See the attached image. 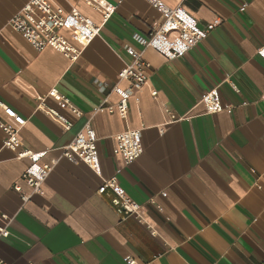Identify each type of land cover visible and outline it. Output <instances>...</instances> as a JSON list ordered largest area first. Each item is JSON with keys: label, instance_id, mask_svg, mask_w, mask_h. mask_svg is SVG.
I'll list each match as a JSON object with an SVG mask.
<instances>
[{"label": "crops", "instance_id": "crops-1", "mask_svg": "<svg viewBox=\"0 0 264 264\" xmlns=\"http://www.w3.org/2000/svg\"><path fill=\"white\" fill-rule=\"evenodd\" d=\"M28 1L0 0V97L28 118L20 149L60 159L43 192L24 203L12 186L30 189L21 178L30 158L5 147L0 128V224L9 228L0 256L9 264H128L126 256L140 264L263 262L264 0H162L184 5L200 25L222 23L178 58L144 49L148 81L129 97L128 118L96 107L120 100L113 86L130 85L118 76L131 59L128 45L138 46L133 34L161 24L163 12L152 0H110L117 6L103 23L86 0H50L66 10L76 5L102 25L72 61L51 47L38 51L10 25ZM54 87L82 110L76 116L46 98L72 126L40 105ZM214 87L232 112H206L201 100ZM167 109L185 118L170 122ZM0 115L6 118L1 106ZM88 121L98 134L101 174L62 154ZM128 127L142 129L145 149L130 164L114 150L115 134ZM114 176L142 203L157 235L135 216L121 217L98 192Z\"/></svg>", "mask_w": 264, "mask_h": 264}, {"label": "built area", "instance_id": "built-area-1", "mask_svg": "<svg viewBox=\"0 0 264 264\" xmlns=\"http://www.w3.org/2000/svg\"><path fill=\"white\" fill-rule=\"evenodd\" d=\"M86 1L103 14V23L108 21L117 6L110 0ZM152 2L163 12L164 19L161 24L152 26L148 33L135 32L133 34V40L139 47L133 44L128 45L127 52L131 59L119 72L118 76L120 79L129 80L130 85L128 88H123L115 84L113 90L119 93L120 100L116 104H107L108 99H106V103L100 104L96 107V110L117 111L123 118H128L129 97L134 90H140L148 81V69L151 63L144 57V49L153 47L168 59H175L192 49L198 41L205 38L212 29L222 23V18L217 17L212 22L200 25L198 19L182 4L173 8L166 5L162 0H152ZM9 23L15 30L21 32L38 51L45 47H51L62 51L72 61H76L81 56L83 47L89 45L100 34L102 27L101 24L96 23L91 17L83 13L78 6L74 5L66 10L62 5H54L50 0H29L19 12L14 14ZM259 53L264 57V50H259ZM100 85L102 89L107 86L104 81L100 82ZM48 96L57 100L59 105L67 107L76 116L82 114V110L73 100L57 87L51 88L47 94L39 97L40 105L47 106L55 116L63 120L68 126H72L74 122L61 111L51 107L46 100ZM201 101L207 113L232 112L233 109V105L224 103L218 87L206 92ZM0 106L6 115V118L0 115V128L6 136L4 146L17 150L18 156L21 158H30V163L21 176L30 189L25 190L19 182L14 183L12 186L25 203L34 194L43 192V184L60 157L45 158L48 154L47 150L20 149L22 145V138L19 135L20 130L26 125L28 118H24L20 112L3 101L1 97ZM167 112L170 115V122L185 118V116H179L170 109H167ZM97 140L98 134L91 122L88 121L78 131L74 139L62 147V154L74 161L83 160L95 172L101 174L102 167ZM114 150L123 156L126 164H130V162L141 157L145 151L142 129L128 127L116 133ZM98 192L108 195L111 204L121 217L125 218L133 215L140 221L145 222L150 227L152 234L157 235L154 225L144 218L142 203L136 201L126 192L125 188L119 183L117 176L104 179ZM166 194V191L163 192V195L166 196ZM2 215L10 220L5 213ZM0 235H9L7 225L0 224ZM125 260L128 264H140L134 256H126ZM0 264L9 263L0 256ZM259 264H264V261Z\"/></svg>", "mask_w": 264, "mask_h": 264}]
</instances>
